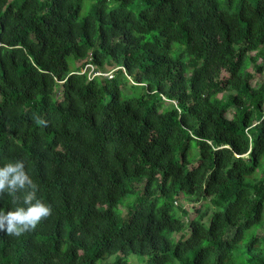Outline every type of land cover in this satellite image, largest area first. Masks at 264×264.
Listing matches in <instances>:
<instances>
[{
    "label": "trees",
    "instance_id": "obj_1",
    "mask_svg": "<svg viewBox=\"0 0 264 264\" xmlns=\"http://www.w3.org/2000/svg\"><path fill=\"white\" fill-rule=\"evenodd\" d=\"M84 1L0 0V264H264V0Z\"/></svg>",
    "mask_w": 264,
    "mask_h": 264
},
{
    "label": "clouds",
    "instance_id": "obj_2",
    "mask_svg": "<svg viewBox=\"0 0 264 264\" xmlns=\"http://www.w3.org/2000/svg\"><path fill=\"white\" fill-rule=\"evenodd\" d=\"M116 69L100 71L109 77L106 74L114 73ZM38 190V185L26 172L23 160L0 167V198L7 194L19 199L16 194L22 193V202L25 205L7 212L0 211V231H5L9 236L20 237L34 230L41 221L52 214L51 207L37 197Z\"/></svg>",
    "mask_w": 264,
    "mask_h": 264
},
{
    "label": "rangeland",
    "instance_id": "obj_3",
    "mask_svg": "<svg viewBox=\"0 0 264 264\" xmlns=\"http://www.w3.org/2000/svg\"><path fill=\"white\" fill-rule=\"evenodd\" d=\"M97 0H85L84 1V5H83V10L81 13V18L86 15L88 12L92 11L94 9V6L96 4ZM141 5V9L144 8V3L141 0H137L136 3L134 4V8H136V11H138L139 7ZM71 66L72 68H75L76 65H73V59L71 60ZM252 70V68H251ZM112 73L110 72V76L112 77ZM260 75V80L261 78H264V74H259ZM231 91H227V93H229ZM222 95V94H220ZM142 193H144V186H140L139 188L136 189L135 192L131 193L128 197H126L122 203L119 205L118 207V212L122 215L125 216L128 212V209L130 207L131 204H133L139 197H141ZM180 203V202H179ZM184 204L187 205L189 207V209L191 210V212L193 213V206H194V202L184 199ZM198 204V203H197ZM199 205V204H198ZM198 205H196L197 207H199ZM134 260V259H133ZM134 264H136V262L134 261Z\"/></svg>",
    "mask_w": 264,
    "mask_h": 264
},
{
    "label": "built area",
    "instance_id": "obj_4",
    "mask_svg": "<svg viewBox=\"0 0 264 264\" xmlns=\"http://www.w3.org/2000/svg\"><path fill=\"white\" fill-rule=\"evenodd\" d=\"M87 68H89V74L91 75V77L105 74L100 70H96V66L92 62H88L85 65L84 71L87 70ZM106 75L110 76L109 73H107ZM112 77H113V75H112Z\"/></svg>",
    "mask_w": 264,
    "mask_h": 264
}]
</instances>
